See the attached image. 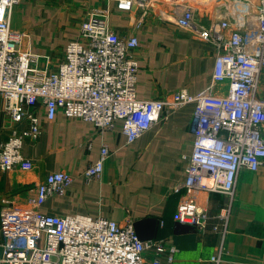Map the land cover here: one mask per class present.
<instances>
[{
    "label": "built area",
    "instance_id": "built-area-1",
    "mask_svg": "<svg viewBox=\"0 0 264 264\" xmlns=\"http://www.w3.org/2000/svg\"><path fill=\"white\" fill-rule=\"evenodd\" d=\"M22 1L0 0V98L12 121L29 125L23 131L12 130L1 144L0 169L32 168L22 145L40 133V105L47 121L61 112L91 122L99 132L119 128L127 143L191 106L193 148L185 180L172 187L186 194L173 218L203 230L210 215L195 193L226 195L218 213L220 225L212 226L221 239L210 261L219 264L239 174L264 168V0H114L118 11L162 10L160 18H172L179 28L212 46L214 68L206 88L194 94L179 88L169 97L150 99L136 93L139 64L132 52L138 39L113 31L110 10H90L79 25L78 38L65 45L63 59L49 71L37 65L38 54L20 48L25 34L10 28L12 9ZM108 155L103 146L98 160L83 171L86 180L100 177ZM72 179L64 170L51 172L37 184L28 203L0 210V264L174 260L175 245L141 240L130 218L119 223L84 214L42 213L39 207L46 199L63 194ZM149 250L152 256L147 258Z\"/></svg>",
    "mask_w": 264,
    "mask_h": 264
},
{
    "label": "crops",
    "instance_id": "crops-1",
    "mask_svg": "<svg viewBox=\"0 0 264 264\" xmlns=\"http://www.w3.org/2000/svg\"><path fill=\"white\" fill-rule=\"evenodd\" d=\"M105 8L110 10L115 33L138 39L132 52L139 64L138 98L169 97L179 88L194 94L209 85L214 68L212 46L179 28L172 18H160L163 12L159 9L142 14L136 8L116 10L114 0H23L12 9L10 28L25 34L20 48L38 54L37 65L51 71L63 59L65 45L78 38L87 13ZM191 111V106L182 108L127 143L119 128L99 132L91 122L61 112L47 121L40 105V133L36 139H24L22 145V154L31 160L32 168L0 169V210L28 203L46 175L64 170L72 182L63 194L46 199L39 207L42 213L84 214L119 223L130 218L141 240H164L177 247L174 260L163 258L162 264H212L221 239V232L212 226L220 225L218 213L226 195L195 193L210 215L203 230L173 218L179 199L186 194L184 189L174 192L172 187L186 177L193 148ZM28 125L27 121H12L0 98V146L12 130L23 131ZM103 146L109 155L102 173L86 180L83 171L98 160ZM233 199L219 264H264V168L242 170ZM145 256L150 258L152 251Z\"/></svg>",
    "mask_w": 264,
    "mask_h": 264
}]
</instances>
